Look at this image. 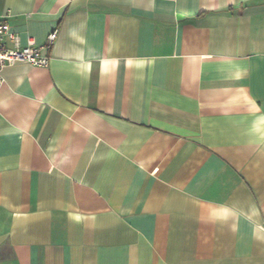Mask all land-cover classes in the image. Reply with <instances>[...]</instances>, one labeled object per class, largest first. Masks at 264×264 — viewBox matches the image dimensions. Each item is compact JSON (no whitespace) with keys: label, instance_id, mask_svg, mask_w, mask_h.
Masks as SVG:
<instances>
[{"label":"crops","instance_id":"crops-1","mask_svg":"<svg viewBox=\"0 0 264 264\" xmlns=\"http://www.w3.org/2000/svg\"><path fill=\"white\" fill-rule=\"evenodd\" d=\"M2 20L57 35L48 66L3 69L0 264H264V0H0Z\"/></svg>","mask_w":264,"mask_h":264},{"label":"built area","instance_id":"built-area-1","mask_svg":"<svg viewBox=\"0 0 264 264\" xmlns=\"http://www.w3.org/2000/svg\"><path fill=\"white\" fill-rule=\"evenodd\" d=\"M56 35V30L51 32L43 45H37L32 38L26 45H22L20 35L12 30L11 25L7 21H0V84L3 82L4 67L17 61H27L35 66H48L50 56L46 50L51 48ZM7 40L13 45L9 46Z\"/></svg>","mask_w":264,"mask_h":264}]
</instances>
